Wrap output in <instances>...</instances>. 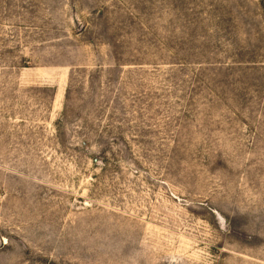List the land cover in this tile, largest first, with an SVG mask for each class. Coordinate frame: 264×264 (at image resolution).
<instances>
[{
	"label": "rangeland",
	"instance_id": "374dc122",
	"mask_svg": "<svg viewBox=\"0 0 264 264\" xmlns=\"http://www.w3.org/2000/svg\"><path fill=\"white\" fill-rule=\"evenodd\" d=\"M0 264H264V0H0Z\"/></svg>",
	"mask_w": 264,
	"mask_h": 264
}]
</instances>
